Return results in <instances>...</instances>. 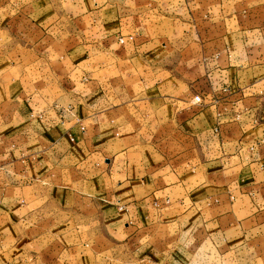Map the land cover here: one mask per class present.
<instances>
[{"label": "crops", "instance_id": "crops-1", "mask_svg": "<svg viewBox=\"0 0 264 264\" xmlns=\"http://www.w3.org/2000/svg\"><path fill=\"white\" fill-rule=\"evenodd\" d=\"M45 1L29 0L27 27L21 11L13 26L25 38L37 92L25 97L14 80L10 93L5 76L21 75L22 57L10 66L0 59V248L6 212L14 218L21 211L32 227L57 229L62 242L75 245L121 240L159 255L171 239L154 243L155 228L184 219L191 232L203 228L222 253L256 242L264 228V0ZM52 2L74 19L83 46L109 54L117 68L139 78L147 100L166 105L177 88L186 106L177 109L172 135L156 127L149 144L134 137L133 127H116L112 112L96 109L100 92L93 85L87 93H69L67 86L61 97L54 93L42 70L53 81L68 78L66 65L51 62V45L74 35L68 29L50 35L53 28L34 22L35 9ZM170 9L178 58L167 64L160 26L161 12ZM14 42L13 50L20 49ZM192 88L203 105L190 103Z\"/></svg>", "mask_w": 264, "mask_h": 264}, {"label": "rangeland", "instance_id": "rangeland-1", "mask_svg": "<svg viewBox=\"0 0 264 264\" xmlns=\"http://www.w3.org/2000/svg\"><path fill=\"white\" fill-rule=\"evenodd\" d=\"M28 3L29 0H0V29L5 30V32L0 31V59L5 57L6 66H10L13 60H18L17 55L20 54L22 59L20 62L17 61L16 64L21 63L24 66L20 76L11 71L5 76V80L8 83L10 93L15 84L14 80H19L17 82H20L24 87V89H20V92L23 91L25 97L37 92L33 87L36 81H31L30 71L33 70L29 67L30 62H28L25 38L14 34L13 26L14 18L21 11V26L27 27L28 22L25 19V11L28 14ZM43 3L40 8L36 6L33 15L34 22L47 27V29L53 28L49 32L50 35H58L57 31L60 32L66 29L74 35L64 36L62 37L63 43L58 44L55 42L51 45L53 48L50 57L51 62L54 64L62 62L64 66L66 65L68 78L53 81L51 77L45 74L47 67H42V78H46V84L54 87V93L61 94V97L64 93L62 92L63 86L69 88L66 90L69 93H76V91H81L82 88L87 93V91L91 92V89L93 90L91 88V85H93L94 89L100 92L96 97V109L112 112L116 127H133L134 137L138 139L144 137L143 141L149 144H152L151 141L155 137L156 127H164L161 130L165 138L169 133L172 135L173 127H177L174 123L177 109L186 106L183 103V98H178L177 88L167 94L170 100H167L166 105H163L162 101L147 100L144 96L146 95L144 85L137 76H134L129 69L117 68L116 62L109 54L95 50L91 46H83L80 37L77 35L80 32L74 19L64 15L60 11V5L55 2L46 5ZM162 13L165 16L162 18L163 22H161L160 29L166 32L164 45L167 46L162 57L165 63L172 64L173 60L178 58L174 55L177 53L172 49V36L170 35L174 27L171 18L174 16L172 9ZM184 22H188V20H184ZM233 26L235 24L230 22L229 28L231 29ZM158 28L155 27L153 31L155 32ZM14 39L22 43L20 49L15 51L13 50L16 46ZM37 54L41 57L45 56L40 51H37ZM7 57L10 59H7ZM125 64L127 65V63H122V66ZM39 68L41 69V67ZM62 80L67 81L68 84L61 83ZM82 80L86 81L85 84L75 86L74 83H82ZM39 81L42 82L41 77H39ZM93 81L98 86L94 85ZM30 84L32 85L31 90L28 89ZM13 91L17 93L16 90L13 89ZM180 91H182V87ZM191 93L190 103L199 106L194 102L195 97L198 96V90L192 88ZM204 100L205 98L202 105ZM87 101H91V104H93L91 98ZM67 105L69 111L74 110L77 106L76 102ZM185 140L182 136L181 142ZM54 155L55 158L59 157V153ZM7 182L12 185L10 180H6L5 186H8ZM24 204V201L20 202V205ZM9 215L12 220H9ZM14 218H17L16 221L19 219V225L12 226L16 223ZM14 218L13 213L6 212V227L1 232L4 246L0 248V264H264V228L261 229L256 242L245 247H239L238 250H232V252L222 253L219 244L208 242L203 228L200 231L194 230V232H191L187 228V221L184 219L178 225L163 226L161 229L155 228L158 230L159 235L154 243H157L159 239L162 241L171 239V243H168L169 245L162 244L160 254L153 255L154 247L145 248L143 253L139 251L140 247L126 245L121 240H117V245L111 247L109 243H91L88 238L79 245L67 242V239L62 242L59 230L52 229L49 226L32 227L28 211L16 213ZM31 227L32 230H30ZM74 247L77 248L71 249ZM148 256L149 258H147Z\"/></svg>", "mask_w": 264, "mask_h": 264}, {"label": "built area", "instance_id": "built-area-1", "mask_svg": "<svg viewBox=\"0 0 264 264\" xmlns=\"http://www.w3.org/2000/svg\"><path fill=\"white\" fill-rule=\"evenodd\" d=\"M194 102L196 104H202V97L200 95L196 96Z\"/></svg>", "mask_w": 264, "mask_h": 264}]
</instances>
